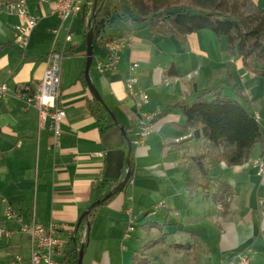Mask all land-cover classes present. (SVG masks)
Returning <instances> with one entry per match:
<instances>
[{
	"label": "crops",
	"instance_id": "0c3cea01",
	"mask_svg": "<svg viewBox=\"0 0 264 264\" xmlns=\"http://www.w3.org/2000/svg\"><path fill=\"white\" fill-rule=\"evenodd\" d=\"M25 1L38 23L26 47L20 48L14 43L20 19L5 7L8 0H0V85L9 90L0 99V230L4 232L0 264H13L6 252L14 248L23 254L22 260H29L31 237L22 229L34 224L60 226V236L69 240L82 213L98 198L92 189L104 180L109 189L120 181L104 177L108 150L102 135L114 124L100 128L88 108L93 96L79 80L84 75L86 45L83 50L78 40L65 42L68 32L72 37V19L61 23L54 12L55 0ZM254 4L264 8V0ZM58 29L56 36L53 31ZM121 39L127 40V47L119 51L115 71H98L97 62L106 57L104 49L93 43L89 78L131 140V180L91 218L81 264H132L142 246L163 234L165 241L146 250V264H223L240 256L247 257L249 264H264V205L259 206L264 174L258 176L254 166V161H264L263 79L229 55L223 37L207 30L188 35L183 44L146 29ZM52 50L64 51L58 104L65 119L57 139L47 124L40 125L38 111L16 96L24 86L36 89ZM133 63L138 65L136 88L148 96L140 106L124 88ZM169 64L176 77L167 75ZM216 86L257 117L263 138V145L252 151L245 164L210 166V173L231 188L226 208L201 189L188 192L182 157L188 147L198 146L199 152L203 143L181 130L182 114L171 109L193 87L200 91ZM149 116L152 133L142 145L133 144L134 133ZM126 172L124 164L122 178ZM8 207L14 217L7 216ZM129 219H134V231L126 237ZM183 234L181 240H171Z\"/></svg>",
	"mask_w": 264,
	"mask_h": 264
},
{
	"label": "trees",
	"instance_id": "16d2710c",
	"mask_svg": "<svg viewBox=\"0 0 264 264\" xmlns=\"http://www.w3.org/2000/svg\"><path fill=\"white\" fill-rule=\"evenodd\" d=\"M93 1L85 0L81 30L85 37L92 29L93 43L100 48L108 41L127 38L144 29L152 35L174 37L182 44L188 35L207 30L217 38L223 37L229 55L264 81V8L258 9L254 0H96L94 18H91ZM167 75L177 76L172 64H169ZM79 80L86 86L83 74ZM218 90L217 86L200 91L193 87L171 109H178L182 114L181 130L190 133L191 139L203 143L199 152L182 157L188 192L191 195L201 189L226 208V199L232 196L231 188L210 173V166L245 164L252 151L263 145V138L259 120L247 106ZM88 108L102 130L113 123L111 111L94 98L88 102ZM131 163L132 157V169ZM108 184V180H104L99 188L92 189V193L98 195L97 200L112 191ZM115 195L93 208L81 221L69 239L60 264H77L80 248L88 244L91 218ZM260 198L264 201V196ZM165 239L163 234L142 246L132 264H146V250ZM180 248L190 250L192 246L180 245Z\"/></svg>",
	"mask_w": 264,
	"mask_h": 264
},
{
	"label": "built area",
	"instance_id": "2783aa9c",
	"mask_svg": "<svg viewBox=\"0 0 264 264\" xmlns=\"http://www.w3.org/2000/svg\"><path fill=\"white\" fill-rule=\"evenodd\" d=\"M85 5L84 0H55L54 12L63 24L68 19H73L81 14ZM5 7L16 14L20 19L19 24L14 30V43L20 48H25L29 38L37 26L38 20L29 13L28 6L25 0H17L8 2ZM58 30H54L53 34L57 36ZM71 34L68 32L65 36V42L71 43ZM127 47V40H111L104 44L105 61L97 62L96 67L99 72L115 71L118 64V53ZM64 57V51L52 50L46 59V69L43 77L33 90L30 86H24L16 93L17 98L28 106L34 107L39 114L40 125L47 124L54 138L60 135V125L65 119V112L59 106L58 100L60 96V75L61 62ZM138 65L133 63L128 67V75L124 83L125 91L138 106L146 104L148 96L145 92L136 88L137 79L135 73ZM9 90L5 84L0 85V99L5 98ZM153 117H146L140 124L138 130L134 133L135 145H142L145 139L152 133ZM256 173L258 176L264 174V161L258 159L254 161ZM264 201H259V206L262 207ZM6 214L9 218L14 217L15 212L11 207L7 208ZM264 215V212H263ZM134 219H129L125 230L127 237L134 231ZM62 229L60 226L34 224L28 229H22V232L28 233L31 237L30 257L27 262L21 258L13 261V264H60L64 254V250L69 242L68 239L60 236L59 232ZM4 232L0 230V235ZM249 259L245 256H240L235 259L226 260L223 264H249Z\"/></svg>",
	"mask_w": 264,
	"mask_h": 264
},
{
	"label": "water",
	"instance_id": "95a60500",
	"mask_svg": "<svg viewBox=\"0 0 264 264\" xmlns=\"http://www.w3.org/2000/svg\"><path fill=\"white\" fill-rule=\"evenodd\" d=\"M97 1H93L92 7V15L91 18H94V11L96 8ZM85 45H86V65L84 69V80L88 87L89 92L93 96V98L101 103L103 106L104 103L98 94L96 88L92 85L89 78V69L92 63L93 58V32L92 29H89L85 35ZM113 124L114 126L108 129L102 135V142L105 144L106 149L108 150L106 153V173L104 175L105 178L111 180H120L118 185L112 189L107 195H105L102 199L94 201L89 207L82 213L77 224L76 229L79 227L81 221L88 216L89 212L95 208L96 206L102 204L109 198H111L114 194L121 192L130 179V154L132 151L131 140L127 135L125 129L119 125L117 119L113 116ZM124 164L127 166V172L125 176L122 178V171ZM84 248L81 247L78 254L77 264H81L82 256H83Z\"/></svg>",
	"mask_w": 264,
	"mask_h": 264
},
{
	"label": "rangeland",
	"instance_id": "374dc122",
	"mask_svg": "<svg viewBox=\"0 0 264 264\" xmlns=\"http://www.w3.org/2000/svg\"><path fill=\"white\" fill-rule=\"evenodd\" d=\"M85 1V0H84ZM89 4L87 3V6H88ZM81 19H82V15L80 14V15H78L77 17H75L74 19H72V22H71V28H70V31H71V33H72V40H78V41H80L81 42V44H82V48H83V50L85 49V44H84V42H83V38H84V36H83V34H82V30H81ZM70 22V20H68L66 23L68 24ZM117 40H120V39H117ZM97 50V48H96V46L94 45V52ZM93 66V65H92ZM91 69L93 70V67H91ZM198 146H196V148H197ZM195 147H188L187 149V151L188 152H186V154H189V155H193V154H195V153H197L198 152V150L196 149ZM262 160V159H261ZM154 233L156 234L157 233V231L156 230H154ZM186 234H183V235H181V236H179V237H175V238H173V239H171V240H181V237L182 236H185ZM172 237V236H171ZM184 239H185V237H184ZM177 243H185L186 241H183V242H181V241H176ZM170 243V242H169ZM174 243V242H173ZM6 253H9L10 254V256H11V259H13V261H14V259H17V258H22L23 259V254H21L19 251H17V250H15V248H14V250L13 251H7Z\"/></svg>",
	"mask_w": 264,
	"mask_h": 264
}]
</instances>
